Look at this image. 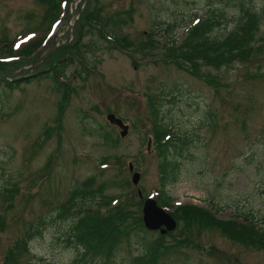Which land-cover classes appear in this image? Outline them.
I'll return each instance as SVG.
<instances>
[{
  "label": "rangeland",
  "instance_id": "obj_1",
  "mask_svg": "<svg viewBox=\"0 0 264 264\" xmlns=\"http://www.w3.org/2000/svg\"><path fill=\"white\" fill-rule=\"evenodd\" d=\"M74 1L51 10L40 0H0V64L22 62L21 56H4L2 47L20 55L38 40L45 45L26 65L58 48L27 76L54 67L57 60L48 61L55 55H70L81 7H74ZM83 5L81 15L97 8L106 16L133 8V21L121 32L133 47L123 52L105 40L97 53L86 54L89 64L71 55L66 81L73 94L66 100L63 88L44 75L19 89L1 83L2 256L30 235L20 264H143L148 244L160 238L158 231L142 229L143 199L138 196L139 189L153 198L161 187L152 118L157 107L173 132L191 140L177 157L181 166L178 182L168 188L174 200L170 211L179 204H197L223 220L253 218L264 230V0H86ZM223 11L220 26L205 37L220 41L231 36L249 11L257 15L250 30L253 45L258 44L252 57L215 66L197 50L191 52L195 44L185 35L199 20ZM149 43L158 48L144 50ZM166 47L172 54L183 50L167 63L168 55L160 56ZM186 60L196 67L195 74L193 68L178 66ZM8 68L7 73L16 72ZM152 98L155 106H150ZM109 114L129 125L127 137L109 123ZM107 131L112 136L106 144L102 135ZM130 162L142 175L138 186L132 184ZM88 180L93 187H85ZM115 207L125 208L130 224L134 217L139 227L111 259L85 257L71 236L73 226L89 212L105 215ZM177 233L187 238V247L169 250L158 264H264V248L240 245L218 229L193 224Z\"/></svg>",
  "mask_w": 264,
  "mask_h": 264
},
{
  "label": "trees",
  "instance_id": "obj_2",
  "mask_svg": "<svg viewBox=\"0 0 264 264\" xmlns=\"http://www.w3.org/2000/svg\"><path fill=\"white\" fill-rule=\"evenodd\" d=\"M65 1L67 0H40L42 4L46 5L51 10H61L60 5ZM133 13V8H130L108 14L106 16L103 14L100 15V9L97 8V10L92 9L91 12L82 14L79 22V26H81V28L79 27L77 30V39L70 48L73 52H70L71 54H68L69 56H62L61 58H58V55H55L54 57L50 58L48 62L55 58L54 60H57L56 65L50 69L41 71L40 74H31L29 76H23L19 79L8 81L4 80L0 76V85L2 82H4L11 88L19 89V85L22 83H29L32 78H38L40 75H44L45 79H50L53 82L58 83L59 89L63 88L64 100L68 99L69 96L73 94V89L70 88L69 81H66L67 69L73 63L71 55H78L80 60L84 59L86 64H89L88 59H86V54L97 53V47L102 48L105 40L109 39L114 44V47L123 51H131V47H133L132 43L129 42L128 36L121 35V32L125 25L133 21ZM222 13L223 14H216L214 12L209 16V18L200 20L199 24L188 30V36L186 35V38L189 37L187 41L190 40L195 44L192 46L191 52L194 53L197 50L199 57L201 56L202 59H205L209 64L215 66H221L222 64L229 65L228 63H232L233 60L237 58L247 59L252 57L254 54L252 50L255 48V45L258 44L256 41L253 45V39L251 35L252 33L250 30L256 26L255 22H257V15L256 13H250L249 11H245L240 19L236 32L232 33L231 36L221 39L220 41H216L209 36L205 37V33H210V30L220 26L222 23L220 19L224 18L223 15L225 16V12L223 11ZM168 26L173 27L171 24ZM152 32L154 33L155 31ZM88 37H93L92 44H86L84 42L86 39H88ZM99 37H101L103 40L99 39ZM183 41L178 47H182ZM43 44L44 41L42 40L33 42L28 45L27 48L23 49L20 55L18 53L15 54L14 52H10L11 48L5 49L2 47L4 56H21L22 62L18 61V63L14 64H0V71L7 73L9 69L8 67L13 66L15 67L14 70L17 71L19 68L25 66V61L29 62L34 56H36ZM149 44V46L144 45L142 48L144 50L148 47L150 50H155L158 48V46H155L152 43ZM181 49L183 50V48H180L177 51L175 50L174 53L180 54L179 51H181ZM164 51L165 53L161 52L160 56H165L166 58V55H168L167 63L173 61L175 55L174 53H169L170 47H166V50ZM157 54H159V52ZM157 54L153 57H157ZM187 61L189 60L179 62L178 66L186 69L187 71H190L191 68H193V73L195 74L197 70L196 67L193 65H188ZM156 104L157 101L152 98L150 101V106H155ZM152 118H154L155 121L156 138H158L157 144L159 145L157 151L160 153L162 163V170L160 173L161 187L159 190L160 197H158V203L161 206L171 207L170 204L174 200L172 196L169 195L168 188L174 186V184L178 182V170L181 166V163L178 162L177 157L183 156L184 151L189 146L191 140L188 136L171 131L172 127L164 123L162 112L158 107L157 110L152 113ZM102 136L105 140V143L107 144L111 139L112 133L107 131L103 133ZM120 161L121 159L119 157L117 164H120ZM85 187H93V181L88 180V182L85 183ZM115 208L116 209H110V211L105 215L101 213L99 214L89 212V214L80 217L77 223L73 226L71 236L74 239V242H76V246L83 250L85 257L93 256L97 258L103 257L107 260L111 259L117 252L116 250L123 243L124 239L130 237V233L139 227L138 222H136L137 219L134 217L132 220L135 223L130 224L125 208ZM172 216L176 217L181 223L180 229L186 228L187 226H191L193 224H199L203 227H212L214 229L220 230L224 236H227L231 240L233 239L240 245L243 244L251 247L254 246L256 248H259L260 246L262 249L264 248V244H262L264 243V239H260V235H264V232H262L264 230L257 229L252 218L237 217L231 218L229 220H223L217 218L216 215H214L208 209L205 210L197 205L195 206L192 204L178 206L175 212L172 213ZM0 219L1 233L5 227V216H0ZM141 227L142 229L144 228L143 225H141ZM168 236L171 238V240L167 241V238L160 237L158 238V242H151L148 244L147 252L145 256L141 257L140 262L143 264H158L160 259L165 256L169 250H175L177 248L184 249L187 247V238L182 236L181 233H171L168 234ZM30 238L31 236L27 235L26 238H23L24 240H17L14 244L15 246L9 249L7 253H5L4 257L0 252V264H20V255L25 253V249H27L26 242H28ZM165 244L166 246L163 248V250L161 245Z\"/></svg>",
  "mask_w": 264,
  "mask_h": 264
},
{
  "label": "water",
  "instance_id": "obj_3",
  "mask_svg": "<svg viewBox=\"0 0 264 264\" xmlns=\"http://www.w3.org/2000/svg\"><path fill=\"white\" fill-rule=\"evenodd\" d=\"M84 2L85 0H77L76 2ZM75 2V3H76ZM54 51H56V48H53L50 53H48L47 55L41 57L37 62L29 64V66H25L21 69H19L17 72L13 73V74H4L0 72V75L3 76L5 79H15L17 78L20 74L24 73V72H28L29 70H33L35 68H37L41 63L44 62V60L46 58H48ZM109 121L114 124V125H118L122 128V136L126 137L128 135V126H125L124 122H122L121 119L116 118L115 115H109L108 116ZM151 144V143H150ZM131 165V171H134V166L132 164ZM133 184L135 186H137L140 181H141V177L142 175H140L138 172H135L133 174ZM140 197L142 196V193L139 192ZM144 209H143V218H144V225L146 227V229H149L151 231L154 230H161V233L163 235H165L166 233H168L169 231H174L176 230V226H177V220L172 217L168 212H166L165 209L161 208L160 206H158L157 201L155 199H148L145 201L144 205H143Z\"/></svg>",
  "mask_w": 264,
  "mask_h": 264
}]
</instances>
